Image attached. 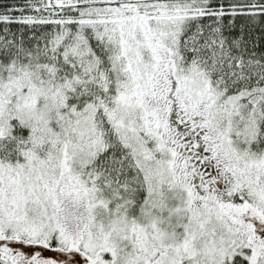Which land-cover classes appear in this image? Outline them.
Here are the masks:
<instances>
[{
	"label": "snow or ice",
	"instance_id": "6c2138e0",
	"mask_svg": "<svg viewBox=\"0 0 264 264\" xmlns=\"http://www.w3.org/2000/svg\"><path fill=\"white\" fill-rule=\"evenodd\" d=\"M0 264H264V0H0Z\"/></svg>",
	"mask_w": 264,
	"mask_h": 264
}]
</instances>
